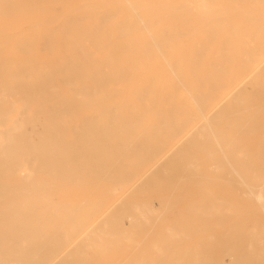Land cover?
Wrapping results in <instances>:
<instances>
[{
	"label": "bare ground",
	"instance_id": "obj_1",
	"mask_svg": "<svg viewBox=\"0 0 264 264\" xmlns=\"http://www.w3.org/2000/svg\"><path fill=\"white\" fill-rule=\"evenodd\" d=\"M259 5L0 0V264H264Z\"/></svg>",
	"mask_w": 264,
	"mask_h": 264
},
{
	"label": "rangeland",
	"instance_id": "obj_2",
	"mask_svg": "<svg viewBox=\"0 0 264 264\" xmlns=\"http://www.w3.org/2000/svg\"><path fill=\"white\" fill-rule=\"evenodd\" d=\"M258 1H260V0H258ZM229 6V5H228ZM239 6H241L240 4H239ZM253 6V5H252ZM252 6H250L249 8H252ZM263 5H259L258 7H261V8H264V7H262ZM247 6H245V8H246ZM254 7H257V6H255L254 5ZM242 8H244V7H242ZM6 23H2V22H0V35L2 34L3 35V33H4V31L5 32H10L11 34L13 33V32H17L18 30H19V28H11V27H9V28H11V29H9V28H7L8 27V24H6ZM12 26H14V25H12ZM6 27V28H5ZM6 30H8V31H6ZM10 30V31H9ZM13 37H11V39H12ZM11 39H6V38H3V37H0V42H7V41H9L10 42V40ZM29 39H32V40H30V41H35L36 40V38L35 37H30ZM15 40H17V39H14L13 38V40H11V42H13V41H15ZM8 45H10L11 46V44L9 43ZM9 46V47H10ZM216 46V45H215ZM215 46H213V47H215ZM240 46H243V45H240L239 44V46L238 47H240ZM4 48H6L5 46H0V49H2V51H4ZM212 51H214V50H212ZM212 51H209L208 52V54H210V57H209V59H214L215 58V55H214V53H215V51L214 52H212ZM210 52H212V55H211V53ZM38 59V58H37ZM15 61L17 60V62H19V60H18V57H16L15 59H14ZM44 60H40V59H38V60H36V61H32V62H34V63H36V64H41L42 62H43ZM241 62H243L244 63V61H242L241 60ZM245 64H248V63H245ZM16 65V64H15ZM244 68H245V66H244V64L242 65ZM247 66V65H246ZM249 66V65H248ZM247 66V67H248ZM264 72H262V74H263ZM259 74V73H258ZM260 76V78H258ZM258 77L257 76H253V77H251V78H256V79H258V80H255L254 79V83H253V81H252V79L250 78L249 79V81L247 82L248 84H244V87H243V89L244 90H241L239 93H240V95H244V93H245V95L248 97H245V95H244V97H245V99L244 100H246V101H248L249 102V105H246L245 103L246 102H244V100H243V97L241 98V100L240 99H238L239 98V94H237L236 95V99H238V100H232V104H234L233 102L235 101H237V103L240 105V107H239V105H237V103L236 104H234V105H236L235 107H238L239 109H243L244 108V110H243V112L245 111L246 112V115H247V117H248V119H250L251 118V116H253V118H257L258 117V115L257 114H259V115H261V112L263 113L264 111H263V109L261 110L260 108H259V105L257 106V102H255L254 103V101L255 100H253V99H255L256 98V96L255 95H252L251 93L253 92V91H255V90H253V87H254V89H255V86H257L258 88H260V87H262L261 85H260V83L262 82V83H264V80L261 78V77H263L264 78V74L261 76V74H259L258 75ZM23 79V81H27V82H29V83H32L33 82V80H32V78L30 77V78H22ZM259 79H260V81H259ZM250 80L252 81V83L250 82ZM257 81L258 82H260V83H257ZM257 83V85H256V83ZM249 86V88H248V86ZM260 86V87H259ZM250 88H252V90L250 89ZM258 88L256 89V91L254 92V93H257V95H258V91H261V92H263L264 91V86H263V88H260V89H263V90H258ZM245 91V92H244ZM243 94H242V93ZM261 92H259V93H261ZM248 94V95H247ZM249 94H251L252 95V97L249 95ZM250 96V97H249ZM255 96V97H254ZM254 97V98H253ZM248 100H247V99ZM249 98H250V100H253V102H251V105H250V101H249ZM239 101H241L244 105H242L241 103H239ZM230 102H228V103H226L225 105H223L222 106V108H220V110H221V112L222 113H224V112H226V111H229L232 107H230V105L231 106H233L232 104H230ZM252 103H254L253 105H252ZM242 106V107H241ZM253 106H256V108H259L258 110L255 108V107H253ZM248 107H249V109H248ZM250 107H252L251 109H253L254 111H260V112H258V113H255L253 110L252 111H249V110H251L250 109ZM36 108L37 109H39V111H42V107L40 106V105H37L36 106ZM237 108V109H238ZM255 108V109H254ZM246 109H247V111H249V112H247L246 111ZM220 112V113H221ZM244 112V113H245ZM253 112V113H252ZM29 113L31 114V112L29 111ZM250 115H249V114ZM255 113V114H254ZM30 114H28V113H23L22 114V117H23V119H27L28 117H29V119L26 121L27 122V128L30 130V129H32V132H33V134H38V133H40V131H41V126H40V123L39 122H36L37 120H35L33 117H32V114H31V117H30ZM251 114H253V115H251ZM264 114V113H263ZM40 116V115H39ZM263 116V115H262ZM261 118H257V121L258 122H262L263 120H260ZM39 120L40 121H44V119H43V117L42 116H40L39 117ZM249 121V120H248ZM35 123H37V124H35ZM43 123V122H42ZM262 125H264L263 124V122H262V124H261V126L259 127V130L261 131L264 127H262ZM262 128V129H261ZM40 130V131H39ZM260 131H258V134H259V132ZM263 131V132H262ZM261 132H260V134H261V136L262 137H264V129L262 130ZM259 134V135H260ZM259 135H254V137L256 136H259ZM253 136V135H252ZM251 136V137H252ZM253 137V138H254ZM260 137V136H259ZM258 137V138H259ZM33 139H36V140H34V141H37V138H35V136L33 137ZM38 142V141H37ZM3 153H5V152H3ZM0 158H2L5 162H6V165L5 166H3V168H8L10 165H8L7 163H9V161L10 162H14L16 159H18L17 157H15V155H10V153H6V156H0ZM21 160V159H20ZM10 168H11V166H10ZM22 172H19L18 170L17 171H13V172H11V173H8L7 175L8 176H11L12 178L13 177H23V175L21 174ZM34 176H33V179H35V178H39V176H41V174L40 173H34L33 174ZM26 176H27V174H26ZM25 176V177H26ZM222 191V190H221ZM224 193H226L225 191H223ZM221 194H222V192H220ZM59 194L60 193H58V191H56V192H53L52 193V197H51V199H52V201H57V202H59V201H61L62 200V198H61V196H59ZM155 202V201H154ZM156 203V202H155ZM157 205L158 204H155V207H157ZM246 207H242V209H245ZM65 209L66 208H64L63 209V213H65L66 211H67V209H66V211H65ZM246 209H248V208H246ZM172 213H171V216L172 217H175V218H178V212H177V209H174V210H172L171 211ZM168 217L167 218H169L170 217V214L169 215H167ZM118 253V252H117ZM117 253H115L114 255H112V258L111 259H106V262H104V264H108L109 262H112V261H114L115 259V261L114 262H118V259L119 258H121V256L123 257V255H125V253L124 252H119L120 254H117ZM122 253V254H121ZM89 255V254H88ZM90 256V255H89Z\"/></svg>",
	"mask_w": 264,
	"mask_h": 264
}]
</instances>
